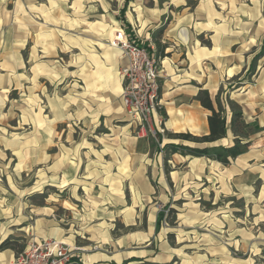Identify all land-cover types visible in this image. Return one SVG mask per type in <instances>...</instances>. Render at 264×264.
Segmentation results:
<instances>
[{"label": "rangeland", "instance_id": "obj_1", "mask_svg": "<svg viewBox=\"0 0 264 264\" xmlns=\"http://www.w3.org/2000/svg\"><path fill=\"white\" fill-rule=\"evenodd\" d=\"M117 30L159 59L144 131ZM206 89L260 126L228 166L164 151L207 133ZM0 234L16 258L56 239L79 264H264V0H0Z\"/></svg>", "mask_w": 264, "mask_h": 264}, {"label": "built area", "instance_id": "obj_2", "mask_svg": "<svg viewBox=\"0 0 264 264\" xmlns=\"http://www.w3.org/2000/svg\"><path fill=\"white\" fill-rule=\"evenodd\" d=\"M111 47L120 51L127 59L121 70L125 79L124 107L130 118L149 125L158 115L159 59L144 45L136 43L124 30H117ZM80 249L56 239L32 242L11 264H79Z\"/></svg>", "mask_w": 264, "mask_h": 264}, {"label": "trees", "instance_id": "obj_3", "mask_svg": "<svg viewBox=\"0 0 264 264\" xmlns=\"http://www.w3.org/2000/svg\"><path fill=\"white\" fill-rule=\"evenodd\" d=\"M130 26L129 22H126ZM163 30H161L162 32ZM158 56H165L166 47L157 44ZM198 101L208 111V132L203 136H195L191 133L168 134L164 151L167 155L179 154L183 157L207 158L215 163L228 166L242 156L249 147L252 131L260 130L258 124L252 125L244 116L241 107L234 101L226 99L223 101L219 96L212 99L207 90H202ZM160 142L163 137L159 136ZM227 140L228 144L223 141ZM13 248L10 240L0 244V252Z\"/></svg>", "mask_w": 264, "mask_h": 264}, {"label": "crops", "instance_id": "obj_4", "mask_svg": "<svg viewBox=\"0 0 264 264\" xmlns=\"http://www.w3.org/2000/svg\"><path fill=\"white\" fill-rule=\"evenodd\" d=\"M181 86H184L186 87L187 85V82H183L182 84H180ZM207 90V89H206ZM208 91V90H207ZM209 92V91H208ZM208 117V116H207ZM207 132H208V127H207ZM207 134V133H206ZM7 236H3L1 237V234H0V244L2 243V241H4V239L6 238ZM16 252L11 250V249H8V250H5V251H2L0 252V264H9L11 262H13L16 258Z\"/></svg>", "mask_w": 264, "mask_h": 264}]
</instances>
